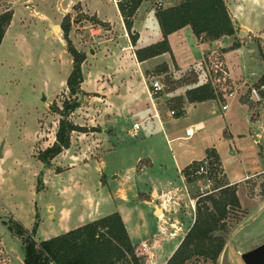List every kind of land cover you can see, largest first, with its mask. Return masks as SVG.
I'll return each instance as SVG.
<instances>
[{"label":"rangeland","instance_id":"rangeland-1","mask_svg":"<svg viewBox=\"0 0 264 264\" xmlns=\"http://www.w3.org/2000/svg\"><path fill=\"white\" fill-rule=\"evenodd\" d=\"M12 1H15L14 4ZM156 1L150 0L149 4L155 6L152 8L157 12L162 8L158 9ZM8 4L11 5L10 8ZM67 9L74 12L62 16L63 10ZM80 10L91 17L107 20L115 24L116 28L119 25L118 12L111 0H21L19 3L17 0H0V14H12L0 45V145L3 148L0 158V257L3 261L0 264H21L19 259L24 260V242L10 230V226L20 225L35 237V242L50 239L60 232L58 211L62 208L69 210L71 221L68 222V227L72 229L77 227L76 219L80 214L90 218V210L96 211L97 205L101 217L119 213L124 216L129 226L144 223L149 228H157V223L150 216L149 207L141 202L143 199L156 206L164 202L169 205L179 203L181 207L175 214L179 213L178 216L185 218L186 224L181 222L183 226L174 222L175 226L165 229L167 235L179 234L176 238L169 240L164 234L161 235L162 253L158 254L156 264H162L189 228L191 221L194 222L197 198L208 195V189L203 178L195 173L185 178L182 171L188 197L179 195L164 202L156 199V192L152 193L151 188L147 191L145 189L148 185L162 180L158 175L161 174L158 163L146 176L136 174L133 170L135 157L144 154L149 145L141 144L139 138L132 139L122 131L116 132L113 135L115 138H111L110 142L101 131L90 126L77 125L81 118L84 124L89 119L84 113L89 112L85 108L91 107L90 99L88 95L82 97V92L70 96L66 80L72 70V57L67 53L63 33L61 32L62 36L56 35L57 28L51 30L48 20L53 25L61 26L66 17L65 23L69 24L71 32L68 35L70 45L84 54L86 59L87 50L97 46L92 38L88 39L91 22L85 17L89 16L79 13ZM92 25L94 28L98 27L96 24ZM45 31L50 34L46 35ZM113 35L117 33L114 31ZM128 37L130 40L129 34ZM262 46L264 48V43ZM263 51L262 49L261 54L264 58ZM86 68L90 69L88 66ZM228 71L222 51L213 53L208 62L204 84H211L221 102L225 101L226 92L235 91L237 88V83H233ZM189 73H181L175 79L166 66H159L154 71L161 91L167 93L183 90L190 80ZM63 82L65 83L61 85ZM241 88H244L242 101L250 105L253 112L257 113L255 109L259 108L262 116L259 120H252L255 121L252 126L250 119L258 116L253 114L246 120L244 113L247 107L236 105L235 99L238 95L226 101L229 108L227 114L235 120L230 130L234 137L226 134L221 140H214V144L222 154L224 170L231 180L250 177L233 185L223 177L224 183L235 188L240 210L228 211L225 246L217 264H243L241 254L264 243V174H248L256 170L258 165L256 153H264V86L241 82ZM252 88L259 93L262 102L250 101L248 96H251ZM180 98L176 103H180ZM74 101L79 107L64 119L85 131L70 134L73 137L70 138L68 151L59 158L62 167H57L55 171H65L73 162L84 165L92 158L103 159L100 163L92 161L85 167L81 166L74 173L66 171L55 175L48 169L52 166L51 161L42 163L40 157L55 142L59 121L62 119L54 112L55 109L62 111L63 102L72 104ZM94 113L95 111L92 114ZM186 122L184 115L171 117L166 129L170 134L177 135ZM220 124H223V119H220ZM117 135L119 136L116 137ZM198 138L199 135L187 143H167L164 139L163 143L155 141L157 162L172 172L173 157L180 159L181 154L199 151L202 142ZM73 156L81 158L73 159ZM142 165L143 161L138 166ZM86 191L90 194L85 195ZM142 192L145 193L139 195ZM86 204L88 209L85 208ZM138 258L140 264H146L148 257ZM189 264L206 263L194 260Z\"/></svg>","mask_w":264,"mask_h":264},{"label":"crops","instance_id":"crops-1","mask_svg":"<svg viewBox=\"0 0 264 264\" xmlns=\"http://www.w3.org/2000/svg\"><path fill=\"white\" fill-rule=\"evenodd\" d=\"M28 1L29 0H26V2ZM111 1L114 3L118 12L119 25L117 28L115 24H111L109 21L102 20L96 16L95 18L104 24L103 27L97 25L98 27L94 28L92 23L89 22L88 39L92 38L97 47L93 48L94 50L90 48L87 50L88 56L81 65L83 81L80 84V92L84 94L82 97L88 95L91 107L85 108L87 110L89 109L87 114L84 113L89 117L86 124L81 122L83 119L81 118L80 121L77 122V125L80 127L90 126L95 128L96 131H101L103 136L107 137L110 142L112 140L111 138H115L113 135H115L116 132L122 131L132 139L139 138L142 141L141 144L149 145L144 154L135 157L133 170L136 174H145L146 176L148 172L152 171L153 166L158 163L159 172H161V174L158 175L162 180L148 185L145 190L147 191L151 188L152 193L156 192V199H160L163 202L166 199L179 195L188 197L182 171L194 162L204 160L208 153H213L218 159V162L222 166L224 176L230 185L239 184L247 180L250 176H244L235 180H231L227 176L228 173L224 170L223 166L222 154L214 144V140H217V138L221 140L226 134L231 138L234 137L230 130L233 124H235V120L229 118L227 114L229 108L225 111L222 110V106L227 104L226 101L229 98H227L225 94L224 102H221L217 96L214 100L189 103L185 93L195 87L204 85L210 56L215 52L222 51V58L224 59L226 67H228L229 77L232 79L233 83H237L236 90L229 91L232 92L234 96H239L235 99L237 102L236 105L243 108L247 107V111L244 113L246 120L250 119L253 114L258 116L250 119L252 126L255 124V121L252 120H259L261 118L260 116H262V114H260L261 111H259V108L255 109L257 113L255 111L253 112L250 105L242 101L244 88H241V82L259 84L260 79L264 75V58L261 54L262 49L264 50L262 46L264 43V0H224L234 26V34L232 36H225L218 40H208L202 36L197 38L193 34L191 28L186 26L168 35L167 41L170 53H164L143 62L137 61L135 51L147 48L163 40L155 16L156 11L153 10L155 6L149 4L150 0H144L138 7L132 18L131 30L132 34H137L138 39L135 44L132 45L118 11V2L115 0ZM14 2L15 1H12V4H14ZM182 2L183 0H157L155 4L159 7L158 9H167L177 6ZM17 3H19V0H17ZM7 6L9 8L11 7L10 4ZM72 12L74 11H69L68 9L63 10L62 16ZM79 13L86 15L81 10ZM89 17H91V15ZM48 24L51 30H53L52 26H56V35L62 36L61 26L53 25L49 20ZM86 24H88V22H86ZM114 31L117 35H113ZM45 32L46 35L50 34L48 31ZM51 35L53 34L51 33ZM91 51L93 52L92 54L90 53ZM262 53L264 55V51ZM87 66L90 69L86 68ZM159 66H166L168 72L172 73L175 79L179 77L181 73L190 72L188 75V77L190 76V80L183 90H176L169 93L162 92L161 90L154 92L152 89V83L156 81L154 71ZM193 72L195 75H191ZM64 83L65 82L61 83V85ZM179 97H181L180 103H176ZM250 101L252 100L250 99ZM175 104L176 107L174 106ZM78 111L80 112L81 109L79 108ZM93 111H95L94 114H92ZM172 111L175 112L174 116L170 115ZM179 115H184L187 122L181 127L177 135L170 134L166 129V124L171 121V117ZM220 119H223L222 125L220 124ZM134 124L139 125L138 130H134ZM188 128H191L194 132L193 136L190 138L185 137V130ZM198 135V139L202 142L200 149L198 148L199 151L196 153H192L191 151L186 155L181 154L180 159L179 157H173L174 168L172 172H170L166 166L164 167L163 164L157 162L158 157L155 154L154 148L155 141L163 143L164 139L167 140V143L170 141L187 143ZM118 136L119 135L116 137ZM72 137L73 136L70 138L72 139ZM257 140L258 139L255 137L256 142ZM65 151H68V149H64L50 162L52 164V169H48L55 175L62 174L66 171L74 173L81 166L85 167L92 161L100 163L103 159L100 158L98 160L92 158L88 163H84V165H79V162H73L69 164L67 170L56 172L55 169L57 167H62L59 158ZM256 155V165L258 164L256 170L248 174H264V153L257 152ZM72 158L80 159L81 157L73 156ZM142 161L144 165L141 167L138 166ZM54 163H57V165L54 166ZM115 178L117 177H113V179ZM76 189L78 188L76 187ZM145 192L139 193V195ZM86 194H90V192L86 191L85 195ZM141 202L149 207L150 216L157 223V228H149V226L144 223H137L136 225L129 226L124 216L118 214L122 218L128 237L135 249L140 248L142 245L148 248L146 254L141 256L143 258L145 256L148 257L146 258V264H156L158 254L162 253L161 235L164 234L169 240L179 235L175 234V236H170L172 233H169V235L165 234L166 227L175 226L174 222H184V224H186V222L185 218H182V215L178 216L179 213L175 214V212L179 210V207H181L179 203L169 205L164 202L156 206L151 204L152 202L147 201V199H143ZM85 208L88 209L87 204ZM95 209L96 211L90 210L92 213L90 218L83 217L80 214L76 219V222H78L76 228L102 218L101 215H99V205H97ZM157 209L159 213H157ZM50 211H52V209H50ZM50 219H53V217L50 216ZM69 221H71L69 210H65L64 208L60 209L58 211L60 232L54 237L73 230L71 227H68ZM192 223L191 221L189 228ZM181 225L183 226L182 223ZM189 228L170 250L162 264H166L168 259L180 245ZM27 233L35 241V237H33L29 231H27ZM19 260L21 264H23V260ZM2 261L0 257V263Z\"/></svg>","mask_w":264,"mask_h":264},{"label":"trees","instance_id":"trees-1","mask_svg":"<svg viewBox=\"0 0 264 264\" xmlns=\"http://www.w3.org/2000/svg\"><path fill=\"white\" fill-rule=\"evenodd\" d=\"M143 1L119 0L117 3L132 45L138 39L137 34L131 32L132 18ZM155 16L163 40L147 48L136 50L135 57L138 62L170 53L168 35L186 26L191 28L197 38L202 36L208 40H218L234 34V26L224 0H183L177 6L158 10ZM11 18L10 12L0 14V45ZM65 19L66 17L61 24V30L67 44V53L72 57V70L66 80V86L70 96H76L80 93V84L83 81L81 65L85 56L71 47L68 39L70 27L65 23ZM85 19L92 24L104 26L95 17H85ZM262 83H264V75L259 85L264 86ZM185 96L189 103H199L214 100L218 95L208 84H204L186 91ZM62 105V111L58 108L54 111L62 119L59 121L55 142L40 157L42 163L51 161L64 149L69 148L72 132L85 131L64 119L76 110L79 104L74 101L72 104L63 102ZM206 158L212 166L219 163L213 153H208ZM201 163L202 161L194 162L185 168L183 176L188 178L194 175L192 173L196 172ZM190 169L191 172H188ZM214 183L218 190L197 198L194 222L166 264H189L194 260L217 264L225 246L228 211L240 210V203L235 188L224 183L223 177L214 179ZM10 230L23 239L25 250L23 264H140L139 258L135 255V247L118 213L109 214L38 244L20 225L10 226Z\"/></svg>","mask_w":264,"mask_h":264},{"label":"built area","instance_id":"built-area-1","mask_svg":"<svg viewBox=\"0 0 264 264\" xmlns=\"http://www.w3.org/2000/svg\"><path fill=\"white\" fill-rule=\"evenodd\" d=\"M116 2H119V0H115ZM120 1H125V0H120ZM152 89L154 92L160 91L161 87L158 81H154L152 83ZM233 93L232 92H226V97L227 98H233ZM250 99L255 102V103H260L262 102V98L260 97L259 93L255 90V89H251V96ZM228 109V105L225 104L222 106V110L225 111ZM171 116L175 115V112L172 111L170 112ZM134 130H138L139 129V125L138 124H134L133 125ZM194 134L193 130L191 128H188L185 130V137L190 138L192 137ZM196 175L198 176H203V180H204V184L205 187L208 189L207 193L211 194L216 192L218 189L215 188V183H214V179H221L222 177H224V173H223V169L221 165H211L210 161L205 158L204 160H202V163L200 164V166L198 167V169L195 172ZM148 248L145 245H142L140 248H137L135 250V255L136 257H141L142 255H145L147 252Z\"/></svg>","mask_w":264,"mask_h":264},{"label":"water","instance_id":"water-1","mask_svg":"<svg viewBox=\"0 0 264 264\" xmlns=\"http://www.w3.org/2000/svg\"><path fill=\"white\" fill-rule=\"evenodd\" d=\"M21 0H19L20 2ZM52 28H57L52 26ZM93 53L92 51L90 52ZM2 144L0 145V158H1ZM243 264H264V243L261 245L241 254L240 256Z\"/></svg>","mask_w":264,"mask_h":264}]
</instances>
